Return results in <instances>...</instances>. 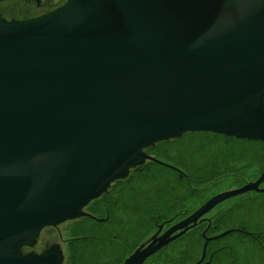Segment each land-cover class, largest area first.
I'll return each mask as SVG.
<instances>
[{
    "label": "water",
    "instance_id": "1",
    "mask_svg": "<svg viewBox=\"0 0 264 264\" xmlns=\"http://www.w3.org/2000/svg\"><path fill=\"white\" fill-rule=\"evenodd\" d=\"M199 131L264 143V0H65L0 18V264H63L57 242L22 249L45 227L92 217L83 208L130 169L161 163L144 149ZM263 180L264 167L120 264H143ZM235 231L205 237L193 264Z\"/></svg>",
    "mask_w": 264,
    "mask_h": 264
},
{
    "label": "trees",
    "instance_id": "2",
    "mask_svg": "<svg viewBox=\"0 0 264 264\" xmlns=\"http://www.w3.org/2000/svg\"><path fill=\"white\" fill-rule=\"evenodd\" d=\"M218 135L224 137V140L214 147ZM198 144H205L208 147L207 152L196 154L194 150L197 149ZM183 148L189 150L185 158L182 155ZM152 151L159 160H171L176 166L179 163L181 166L179 169L183 174L176 175L172 170L156 162H147L134 169L129 176L137 178L132 182V187H129L125 180L120 185L121 188L104 195L103 201L107 203L106 208L109 211L107 220L99 223L90 219H81V226L77 221L69 229L68 248L72 253L67 264H120L136 246L138 237L143 236L152 227L151 214L154 208L162 205V199L167 198L170 188L174 193V182L165 181L173 178L174 175L181 178L180 183L177 182L179 183L177 189L181 198L185 199L201 191L195 187L207 183L220 174L234 172L237 174L236 177L244 175L253 177L260 174L264 167V143L261 141L208 132H189L178 139L159 142ZM192 162L201 165L196 168L191 165ZM196 171H201L202 177H195ZM163 177H165L164 181ZM100 210L99 214L98 209H95L94 213L103 215L105 209L102 207ZM235 233L237 238L231 242H242L244 247L241 249L244 252H251V245L248 242L250 239L242 233ZM188 248L184 247L183 251ZM220 253L215 254L211 262L202 264H213L214 259L220 263H224L223 259L232 263L233 254L229 256L227 253ZM161 254L166 257L165 263L162 264H168L178 257L174 252L167 250Z\"/></svg>",
    "mask_w": 264,
    "mask_h": 264
},
{
    "label": "flooded vegetation",
    "instance_id": "3",
    "mask_svg": "<svg viewBox=\"0 0 264 264\" xmlns=\"http://www.w3.org/2000/svg\"><path fill=\"white\" fill-rule=\"evenodd\" d=\"M64 1L65 0H39L37 2L35 0H4L0 2V18L5 19V20H22V19L35 17V16H38V15H41L43 13L50 11L56 6L62 4ZM199 132H203V131H199ZM186 133H189V132H186ZM186 133H183L181 136H183ZM208 133H211V132H208ZM214 134H217V133H214ZM180 137L173 138V139H167V140H174ZM167 140H164V141H167ZM160 142H163V141H160ZM154 146L155 144L153 146H150L144 149V151L148 155L157 159V157L154 155L152 151V148ZM159 161H161V163L159 162H156V163L161 164L164 168L172 170L176 175L183 174V172L178 168V166L174 165L171 162V160H168V161L159 160ZM147 162H155V161H151L148 159V160H145L141 165L137 167H140ZM137 167L130 169L126 177L113 181L110 184L106 192L101 194L100 197L90 201L83 208V211L91 215L93 218L90 216H82L76 219L62 222L56 226L45 227L41 229L40 231V235L37 238V244H35L32 247H24L22 249V252H28L31 250L39 252L42 250L43 247H45L46 244L49 243L50 240H55L61 243L60 246L63 249L62 251L63 252V264H67L69 257L71 256V253H72L71 250H69L68 248L69 236L67 234L69 232V229L73 227V225H75L77 221L79 225L81 226V219H90V220L97 221L99 223L107 220L109 217V211L106 208L107 203L103 201L104 195H106L108 192H112L116 188H121L120 185L125 180L128 182L129 187H132V184H133L132 182L136 181L137 178H131L129 176L132 173V171L136 169ZM260 174H257L253 177H248L246 175L236 177L237 174L234 172H229V173L227 172L226 174H220L216 178H213L207 184V187H205L206 183L202 184L201 186L195 187V188L200 189L201 191L199 193L192 194L190 195V197H187L185 199L181 198V195L180 193H178V189H177V187L179 186L180 180H181L180 176L176 177V175H174V177L169 180H165V177H163L162 178L163 181L165 180V181L174 182V187H173L174 193L171 192V188H170L167 194V198L162 199V205H160L161 203H159L160 206H156L154 208L153 213L151 214L153 217L152 227H150L148 231H146L143 234V236H141L140 238L138 237L137 244L133 248V250L136 249L141 244H146L148 240L151 239L152 236L154 235L160 236L163 233H165L167 230H169L170 228L178 226V224L183 222L188 216H190L194 211H196L205 201H207L212 196L220 192H223L225 190L241 187L247 182H254L257 180ZM225 181H226V186L223 185ZM258 187L260 189L264 188V180L258 185ZM206 190H208V192H206ZM263 192L264 191L260 192V191L251 190L246 193L235 196L237 198V199L235 198L236 200L233 199L234 198L233 197L231 200H228V201L226 200L225 203H223L222 201L216 204L211 209H209L206 213L201 215L196 220L195 225H193L192 223H189L188 225H186V227H181L173 231L168 236V238H171V241H169L166 245H164L158 251H156L151 256H149L143 262V264H155V263H160V262L165 263V260H162L161 258V256H163L161 252L166 251V250L170 252L172 251L176 255H179L181 250L184 249V247H189V244L192 243L194 231L198 229L202 230V236H203V233H205V236L202 237V241L205 242V237H213L223 231H226L232 228L241 230V231H235V232L242 233L251 240V241L249 240L248 242L251 245L252 251L249 253L244 252V250L241 249L244 247V244L242 242L228 241V242L215 243L212 249L207 253V247L212 242H214V240H216V239H211L208 241L206 245V252H205L203 263L211 262L212 257L215 254H218L219 252L221 253L223 252V253H227L229 256L231 254L234 255V256L231 255L233 256V261L230 264H264V205L260 203L258 204V206L261 209L259 208L258 212L255 211L254 216L247 215L248 218L253 217L255 219V222L253 223L252 228H250L251 230L246 229L241 224L240 222L241 219L239 216H232L229 213L230 210L241 208L242 197L244 196L254 197ZM164 194L165 193H163V196ZM259 202H261V200ZM102 207L105 209L103 215L99 216L95 214L96 212L94 213V210L98 209L99 211L97 212L99 214L101 212L100 209ZM241 215L243 216L244 213L242 212ZM232 217L234 218V221H239V222H236V224H233L230 227L224 228L223 230H220L218 232L215 231L221 222L224 223V222H228V220L231 221ZM185 228L186 230L184 231V233H181ZM213 230L215 232H212ZM203 244H202V247H203ZM202 247H201V255H202ZM234 249H237V251H234ZM133 250L129 252L125 257H127L130 253H132ZM223 261L227 262L224 259Z\"/></svg>",
    "mask_w": 264,
    "mask_h": 264
},
{
    "label": "rangeland",
    "instance_id": "4",
    "mask_svg": "<svg viewBox=\"0 0 264 264\" xmlns=\"http://www.w3.org/2000/svg\"><path fill=\"white\" fill-rule=\"evenodd\" d=\"M221 135V134H220ZM224 137L222 136H217V138L215 139V146L216 147L219 142H221ZM208 150V147H206L205 144H201V145H197V149L194 150L195 153L197 154H204L206 153ZM187 152H189L188 148H183L182 149V155L183 157L185 158L186 155H187ZM194 153V154H195ZM195 154V155H196ZM165 161H167V159H164ZM199 161V160H197ZM178 164V168L180 166L179 163ZM182 164V163H181ZM191 165L195 166L196 168H199L200 167V163L198 164V162H192ZM183 166H184V163H183ZM181 167V166H180ZM195 177H202V173L201 171L195 173ZM211 181V180H210ZM208 181L205 185V187H207V184L210 182ZM224 186H226V181L223 183ZM206 192H208V190H206ZM233 198V197H232ZM232 198H229L227 199L228 200H231ZM236 197H234L233 199H235ZM237 199V198H236ZM235 199V200H236ZM261 200V202H259ZM264 192L259 194V195H256L254 197H248V196H244L242 197L241 199V208H236V209H233V210H230L229 213L232 215V216H239L240 217V222L241 224L248 230H251L250 228H252L253 226V223L255 222V219L252 217V218H248L249 215H252L254 216L255 215V211L258 212V209L260 208L258 206V204H262L264 205ZM226 200L223 201V203H225ZM261 209V208H260ZM241 212H240V211ZM244 213V215L242 216L241 213ZM248 215V216H247ZM246 217V218H245ZM236 222H239V221H234V218L232 217V220H228V222H224V223H220L218 225V227L216 228V232L220 231V230H223L224 228H228L230 227L231 225L233 224H236ZM63 227V226H62ZM61 227V228H62ZM64 228V227H63ZM255 230V229H254ZM214 230L212 232H215ZM64 234V233H63ZM64 236V235H63ZM201 237L202 236V230L201 229H198L195 231V234H193V238H192V243L189 244V248L186 250V251H183V249L181 250L180 254L177 255L178 257H176L175 259H173L170 263L168 264H193L195 263L201 253L199 252V249H200V246H202L203 242L201 240ZM237 238V234L235 232H231L225 236H223L222 238H219V239H216L214 240V242H212L208 247H207V253L212 249L213 245H215V243H218V242H228V241H231V240H234ZM240 238H244V237H240ZM239 239V237H238ZM249 239V238H248ZM55 240H50L49 241V244L50 243H53ZM57 242V241H55ZM59 245H61L60 242H57ZM60 247V246H59ZM62 251L63 249L60 248ZM206 253V255H207ZM175 254V253H174ZM221 254V253H220ZM162 260H165V255L164 256H161ZM168 258V257H167ZM155 264H162L161 262L160 263H155ZM213 264H230L228 262H224V263H220V262H217L215 259H214V262Z\"/></svg>",
    "mask_w": 264,
    "mask_h": 264
}]
</instances>
